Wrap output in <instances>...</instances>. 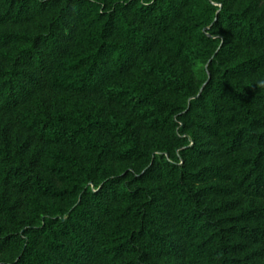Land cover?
Returning <instances> with one entry per match:
<instances>
[{
    "label": "trees",
    "instance_id": "trees-1",
    "mask_svg": "<svg viewBox=\"0 0 264 264\" xmlns=\"http://www.w3.org/2000/svg\"><path fill=\"white\" fill-rule=\"evenodd\" d=\"M264 0H0V264H264Z\"/></svg>",
    "mask_w": 264,
    "mask_h": 264
},
{
    "label": "clouds",
    "instance_id": "clouds-1",
    "mask_svg": "<svg viewBox=\"0 0 264 264\" xmlns=\"http://www.w3.org/2000/svg\"><path fill=\"white\" fill-rule=\"evenodd\" d=\"M256 87L264 88V79H260L255 84Z\"/></svg>",
    "mask_w": 264,
    "mask_h": 264
}]
</instances>
